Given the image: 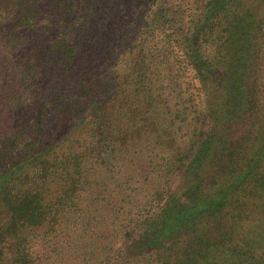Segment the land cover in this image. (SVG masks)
Here are the masks:
<instances>
[{"label":"trees","instance_id":"16d2710c","mask_svg":"<svg viewBox=\"0 0 264 264\" xmlns=\"http://www.w3.org/2000/svg\"><path fill=\"white\" fill-rule=\"evenodd\" d=\"M235 2L194 0L190 27L168 33V0H0V264H44L36 243L84 234L82 201L103 151L115 150L112 133L152 124L156 89L176 76L175 42L185 66L209 74L211 50L224 48L211 44L238 35ZM211 146L205 139L199 152ZM224 155L229 183L211 199L197 181L181 185L200 192L190 202L175 188L155 192L126 225L122 264H264L255 243H231L222 214L264 209V141ZM255 231L261 238L264 224Z\"/></svg>","mask_w":264,"mask_h":264},{"label":"rangeland","instance_id":"374dc122","mask_svg":"<svg viewBox=\"0 0 264 264\" xmlns=\"http://www.w3.org/2000/svg\"><path fill=\"white\" fill-rule=\"evenodd\" d=\"M235 1L243 9L232 30L238 35L230 43L225 35L211 44L224 48L211 50L209 74L197 75L184 65L181 43L171 47L179 57L170 61L171 74L176 76L156 89L152 124L130 133H112L115 150L103 151L101 163L92 172L93 187L82 201L90 224L77 239L68 229L46 244L36 243L33 254L41 263L122 264L129 255L122 244L126 225L145 213L156 191L175 188L177 198L190 202L200 192L181 185L197 181L202 197L211 199L229 183L224 153L233 147L254 152L264 141V0ZM167 6L172 19L166 32L190 27L198 7L194 0H168ZM215 53L219 55L214 57ZM112 104L116 110L119 101ZM206 108L210 118L204 119ZM209 127L210 132L205 130ZM205 139L211 141V149L199 152ZM196 165L201 169L194 179L190 170L196 171ZM222 214L227 215L225 231L232 244L245 245L248 239L258 245L257 253L264 254V232L259 238L255 231L264 224L263 208L239 215L237 207Z\"/></svg>","mask_w":264,"mask_h":264}]
</instances>
